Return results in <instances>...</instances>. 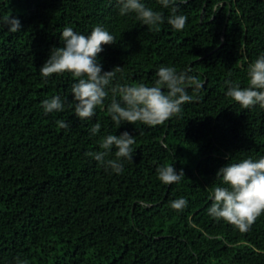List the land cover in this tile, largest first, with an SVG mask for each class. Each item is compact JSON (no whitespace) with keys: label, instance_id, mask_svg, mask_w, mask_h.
I'll return each instance as SVG.
<instances>
[{"label":"trees","instance_id":"16d2710c","mask_svg":"<svg viewBox=\"0 0 264 264\" xmlns=\"http://www.w3.org/2000/svg\"><path fill=\"white\" fill-rule=\"evenodd\" d=\"M0 264H264V0H0Z\"/></svg>","mask_w":264,"mask_h":264}]
</instances>
